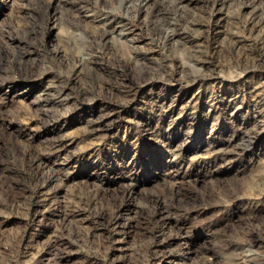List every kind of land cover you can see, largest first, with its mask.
<instances>
[{"label":"rangeland","instance_id":"obj_1","mask_svg":"<svg viewBox=\"0 0 264 264\" xmlns=\"http://www.w3.org/2000/svg\"><path fill=\"white\" fill-rule=\"evenodd\" d=\"M0 264H264V0H0Z\"/></svg>","mask_w":264,"mask_h":264}]
</instances>
